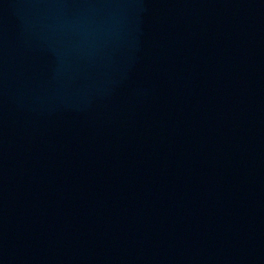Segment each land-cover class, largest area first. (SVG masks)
Segmentation results:
<instances>
[{
  "label": "water",
  "instance_id": "obj_1",
  "mask_svg": "<svg viewBox=\"0 0 264 264\" xmlns=\"http://www.w3.org/2000/svg\"><path fill=\"white\" fill-rule=\"evenodd\" d=\"M0 264H264V0H0Z\"/></svg>",
  "mask_w": 264,
  "mask_h": 264
}]
</instances>
